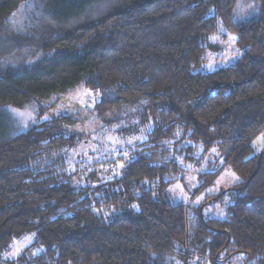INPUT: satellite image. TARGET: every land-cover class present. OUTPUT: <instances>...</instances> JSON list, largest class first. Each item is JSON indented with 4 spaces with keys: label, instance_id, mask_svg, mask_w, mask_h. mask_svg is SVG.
I'll use <instances>...</instances> for the list:
<instances>
[{
    "label": "trees",
    "instance_id": "obj_1",
    "mask_svg": "<svg viewBox=\"0 0 264 264\" xmlns=\"http://www.w3.org/2000/svg\"><path fill=\"white\" fill-rule=\"evenodd\" d=\"M253 1L256 14L237 23L238 0H0V34L20 12L16 35L40 54L29 65L0 62V258L33 234L41 249L23 251L18 264H223L239 253L264 264V149L250 147L264 128V0ZM219 23L237 37V57L198 72ZM76 86L96 109L139 103L140 120L150 118L141 151L114 179L80 171L74 180L60 158L47 160L82 140L77 118L62 113L15 132L4 110ZM212 145L242 181L225 191L221 220L161 195L176 156ZM112 209L126 211L104 218Z\"/></svg>",
    "mask_w": 264,
    "mask_h": 264
},
{
    "label": "rangeland",
    "instance_id": "obj_2",
    "mask_svg": "<svg viewBox=\"0 0 264 264\" xmlns=\"http://www.w3.org/2000/svg\"><path fill=\"white\" fill-rule=\"evenodd\" d=\"M256 12L253 0H238L232 19L237 23L242 22ZM21 21V13L14 14L9 25L0 34V62L4 65H29L40 56L36 48L27 47L26 39L22 40L16 35L19 33L18 27ZM231 36H235L233 32L219 23L215 34L209 37L203 56L204 61L196 71L212 72L231 65L237 57L235 40L229 39ZM213 37L216 39L213 40ZM94 102L95 99L89 91L76 86L50 102L40 100L23 108L5 106L4 110L8 113L15 132L24 131L27 125L34 121L50 119L62 113L77 118L75 130L83 134L82 140L71 147H64L49 154L47 160L60 158L61 170L67 174L76 172L73 176L74 180H78L81 176L80 171L85 173L94 171L102 181L114 179L119 176L126 162L141 151L139 145L147 139L152 124L148 117L147 121L140 120L142 106L139 103L96 109ZM94 109L96 111L92 113ZM132 114L135 118L128 119L127 115ZM262 137H264V128L250 141L252 155L264 149ZM179 146L180 144L177 147ZM172 148L173 146L169 145V149ZM192 148L188 153L184 150V156H176V171H170L162 178L169 183L163 188L161 195L170 204L187 206L191 215L199 214L204 219L221 220L231 197L225 191L233 189L242 181L240 178L233 179V174L237 175L229 166L223 164L216 146L212 145L206 151L200 146ZM206 174L210 178L204 183L202 176ZM154 184L156 183L151 184L152 187ZM221 194L223 195L216 199V196ZM125 211L105 210L103 216L111 220L124 215ZM33 240L34 235L27 234L12 241L6 254L0 258V264H18L15 259L25 250L27 258L39 253L40 246H31ZM223 264H244V255L235 254Z\"/></svg>",
    "mask_w": 264,
    "mask_h": 264
},
{
    "label": "snow or ice",
    "instance_id": "obj_3",
    "mask_svg": "<svg viewBox=\"0 0 264 264\" xmlns=\"http://www.w3.org/2000/svg\"><path fill=\"white\" fill-rule=\"evenodd\" d=\"M222 30H223V29L221 28V31H222ZM212 39L215 40L216 38L213 37ZM229 39H231V40L234 41V40L237 39V37H235V36H231ZM261 140L264 141V137H262ZM233 179H234V180H239V177H237V176H235V175L233 174Z\"/></svg>",
    "mask_w": 264,
    "mask_h": 264
}]
</instances>
